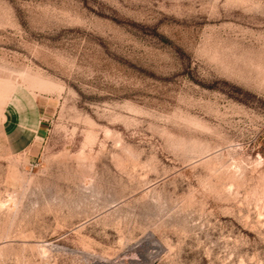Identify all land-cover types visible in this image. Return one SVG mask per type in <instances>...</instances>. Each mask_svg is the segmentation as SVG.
<instances>
[{"label": "rangeland", "instance_id": "1", "mask_svg": "<svg viewBox=\"0 0 264 264\" xmlns=\"http://www.w3.org/2000/svg\"><path fill=\"white\" fill-rule=\"evenodd\" d=\"M0 264H264V0H0Z\"/></svg>", "mask_w": 264, "mask_h": 264}, {"label": "crops", "instance_id": "2", "mask_svg": "<svg viewBox=\"0 0 264 264\" xmlns=\"http://www.w3.org/2000/svg\"><path fill=\"white\" fill-rule=\"evenodd\" d=\"M27 111L19 101H10L2 121L1 135L10 153L35 155L42 147L44 123L34 107Z\"/></svg>", "mask_w": 264, "mask_h": 264}]
</instances>
